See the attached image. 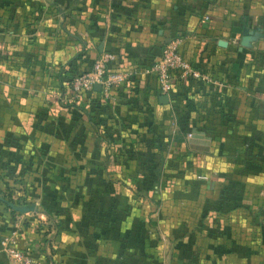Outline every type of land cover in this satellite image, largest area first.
<instances>
[{
	"label": "crops",
	"instance_id": "1",
	"mask_svg": "<svg viewBox=\"0 0 264 264\" xmlns=\"http://www.w3.org/2000/svg\"><path fill=\"white\" fill-rule=\"evenodd\" d=\"M172 39L211 82L161 102ZM101 52L129 79L72 98ZM35 218L53 264H264V0H0V239Z\"/></svg>",
	"mask_w": 264,
	"mask_h": 264
},
{
	"label": "built area",
	"instance_id": "2",
	"mask_svg": "<svg viewBox=\"0 0 264 264\" xmlns=\"http://www.w3.org/2000/svg\"><path fill=\"white\" fill-rule=\"evenodd\" d=\"M113 59L114 55L112 53L101 52L93 59L88 70L72 76L68 83L72 98L77 97L81 92L91 90L95 83H98L100 89L106 93L111 88L128 80L132 74L130 71L113 72L107 69L108 64ZM150 70L156 77L159 92L162 95L167 93L173 79L176 77L211 82V78L206 73L194 68L183 58L178 48L177 39L168 40L162 46L160 55L151 65ZM16 235V230H13L0 239V250L10 264H52L50 261L45 263L44 260L40 259V256L33 254L31 251L18 248ZM41 248V254L43 252V254L49 255L50 248H53V246L52 243L51 247L48 246L47 242L42 243L41 239Z\"/></svg>",
	"mask_w": 264,
	"mask_h": 264
},
{
	"label": "trees",
	"instance_id": "3",
	"mask_svg": "<svg viewBox=\"0 0 264 264\" xmlns=\"http://www.w3.org/2000/svg\"><path fill=\"white\" fill-rule=\"evenodd\" d=\"M71 79V78H70ZM69 79V80H70ZM125 82H127V81H125ZM124 82V83H125ZM123 84V83H122ZM121 85V84H120ZM119 86V85H118ZM117 87V86H116ZM116 87H114V88H116ZM114 88H111V89H114ZM92 90V89H91ZM83 92H81L80 94H82ZM79 94V95H80ZM78 95V96H79ZM77 96V97H78ZM76 97V98H77ZM75 98V99H76ZM158 138L159 137H156V140H158ZM173 139L174 140H179L180 139V137H173ZM157 142H159V141H157ZM156 146L158 147V149L157 150H159V147H160V144H157L156 143ZM161 166H162V158H158L157 159V166H156V171H155V175L153 174L152 176H153V178H154V182L155 183H157L158 181H159V178H160V175H161ZM17 191H18V189L17 188H15V189H10L9 191H8V193H6V196H7V198H8V196H9V199L11 200V202H13V203H18V202H21V203H24V201L26 200V197H23V196H18L17 195ZM44 210V209H43ZM45 214H48V216L50 215V213H48L47 211H45ZM33 216H34V214H32ZM50 217V216H49ZM34 225H35V230H36V232L38 233V234H40V236L42 237V243H44V242H47L48 243V246L49 247H51V243H52V241L50 240V238L49 237H46L47 236V234L49 233V228H48V225H45L41 220H39L38 218H35L34 219ZM49 225H51V224H49ZM51 242V243H50ZM41 255V256H40ZM39 256H40V259H42V260H44V262L46 263V262H51L52 264H53V248H50V253H49V255H45V254H43V252H42V254H40ZM37 257V256H36Z\"/></svg>",
	"mask_w": 264,
	"mask_h": 264
},
{
	"label": "water",
	"instance_id": "4",
	"mask_svg": "<svg viewBox=\"0 0 264 264\" xmlns=\"http://www.w3.org/2000/svg\"><path fill=\"white\" fill-rule=\"evenodd\" d=\"M249 39H250L249 34L246 31H243L241 39H240V44L244 45V46L247 45V42L249 41ZM93 88L99 90L100 85L98 83H95V84H93ZM159 99H160L161 102H166L167 101V96L165 94L164 95H160ZM25 210H29V211H33V212L37 211V209H36V207L34 205L25 208Z\"/></svg>",
	"mask_w": 264,
	"mask_h": 264
},
{
	"label": "rangeland",
	"instance_id": "5",
	"mask_svg": "<svg viewBox=\"0 0 264 264\" xmlns=\"http://www.w3.org/2000/svg\"><path fill=\"white\" fill-rule=\"evenodd\" d=\"M153 174L155 175V171L153 172ZM229 177H230V178H233V177L236 178V176H234V175H229ZM152 181L154 182V178L152 179ZM45 183H46V182H45ZM46 184H47V183H46ZM47 185H48V184H47ZM261 193L263 194V192H261ZM259 194H260L259 192L256 193V195H259ZM256 195H255V196H256ZM176 208H177V207H176ZM176 208H175V209H176ZM180 208H181V210H183L182 208H184V207L182 206V207H180ZM180 208H179V209H180ZM252 208H253V207H252ZM181 210H180V212H181Z\"/></svg>",
	"mask_w": 264,
	"mask_h": 264
}]
</instances>
